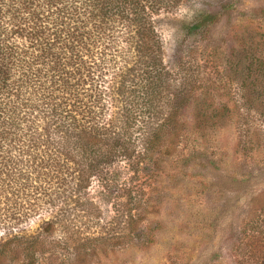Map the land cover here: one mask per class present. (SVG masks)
I'll return each mask as SVG.
<instances>
[{"label": "trees", "instance_id": "16d2710c", "mask_svg": "<svg viewBox=\"0 0 264 264\" xmlns=\"http://www.w3.org/2000/svg\"><path fill=\"white\" fill-rule=\"evenodd\" d=\"M181 2L0 0V200L16 205L0 225L41 206L57 209L64 224L91 214L96 183L106 197L120 194L118 218L133 227L144 220L142 167L172 156L186 135L180 109L189 90L165 65L158 27ZM219 13L189 33L216 24ZM214 109L212 120L226 117L225 106ZM244 248L239 264H264L257 248Z\"/></svg>", "mask_w": 264, "mask_h": 264}, {"label": "rangeland", "instance_id": "374dc122", "mask_svg": "<svg viewBox=\"0 0 264 264\" xmlns=\"http://www.w3.org/2000/svg\"><path fill=\"white\" fill-rule=\"evenodd\" d=\"M211 12L216 24L189 33ZM158 27L165 65L189 96L174 154L137 178L150 200L144 220L118 218L120 194L106 197L96 183L91 214L64 224L41 206L0 225V264H239L246 243L264 254V0H182ZM219 104L226 117L212 120ZM13 203L0 200V222Z\"/></svg>", "mask_w": 264, "mask_h": 264}]
</instances>
